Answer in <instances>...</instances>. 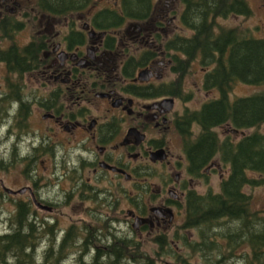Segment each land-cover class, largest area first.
Instances as JSON below:
<instances>
[{
    "label": "flooded vegetation",
    "instance_id": "1",
    "mask_svg": "<svg viewBox=\"0 0 264 264\" xmlns=\"http://www.w3.org/2000/svg\"><path fill=\"white\" fill-rule=\"evenodd\" d=\"M22 1L26 0H0V120L8 122L6 137H13L8 147L7 167L12 165L13 155H18L28 166L40 161L43 167L52 169V164H57V147L66 140L72 154L66 162L64 157L68 153L65 151L59 163L66 182L59 192L62 202L89 201L92 206L85 208V213L97 214L95 226L82 219L66 227V230L77 232L78 243L89 229L97 230L95 235L101 240L108 239L110 220H123L124 211L129 220L128 228L135 234L167 235L180 214L184 219L185 197L193 180L206 177L213 166L221 170L212 160L198 176L188 173L185 153L183 156L173 154L169 148L172 137L176 133L180 135L175 126L180 113L176 114L174 110V103L180 98L155 94L158 86L171 88L179 76L172 70L174 57H177L175 54L185 55L159 46L158 38L171 40L175 35L193 33L192 29L182 25L183 8L178 11L177 21L181 23L180 27L190 31L189 35L171 33L172 15H169L166 0L163 3L149 0L147 13L150 18L147 20L125 15V0H114L111 6L97 5L90 10L94 6L93 0L90 6L77 13L75 19L55 18L57 15L54 19L45 17L33 0L34 8L41 14L39 30L37 34L33 33V39L22 42L20 36L28 25L25 20L15 17ZM105 8L117 10L122 25L113 29L98 27L94 22L95 15ZM123 27L124 33L121 32ZM109 37L114 42L113 49ZM78 39H81L80 45L76 44ZM35 41L41 42L38 61L28 69L27 47ZM145 51L150 53L144 54ZM201 58L202 55H196L193 61H201ZM202 64L205 65L202 66V89L210 92L216 88H208L205 82L211 65ZM168 70L176 75V79L165 76ZM188 95L190 98L191 94ZM168 98L173 99L171 106ZM3 104H7L4 116ZM34 105L42 111V121L48 123L39 130V143L35 146L31 140L28 148L25 140L30 133L28 122ZM160 150L163 159L158 158ZM159 164L164 168L158 170ZM27 176L31 185L8 187L14 191L27 188L23 192L6 191L7 197H20L45 212L44 216L51 217L56 211V196L50 199L44 189L54 183L50 177L39 182L46 178L44 175H39L38 179H34L33 173ZM151 179H156L157 183ZM3 185L1 182L0 187ZM125 201L129 202L128 208L123 207ZM36 202L51 208L38 207ZM106 208L113 214L120 212L122 216L110 218ZM42 223H46L52 233H57V220ZM174 231L177 233V228ZM75 259L73 263L77 262Z\"/></svg>",
    "mask_w": 264,
    "mask_h": 264
},
{
    "label": "trees",
    "instance_id": "2",
    "mask_svg": "<svg viewBox=\"0 0 264 264\" xmlns=\"http://www.w3.org/2000/svg\"><path fill=\"white\" fill-rule=\"evenodd\" d=\"M181 1L184 6L180 16L182 25L192 29L193 33L189 36L175 35L171 40L158 38L159 46L171 48L175 53L185 56L175 54L177 57H174L172 70L179 76L172 82L171 88L158 86L155 94H169L181 98L182 74L187 72L196 55H202L201 62L211 65L205 79L207 87H216L219 97L204 102L198 109L185 108L177 116L175 126L183 140L182 146L190 175L198 176L215 158L220 163L228 164L229 171L221 179L218 192L211 189L203 193L193 189L187 191L185 214L180 228H195L198 230L199 239L189 240L185 235L179 237L182 245L192 255L200 253L208 257V262L211 258V264H224L227 255L236 248L235 245L246 241L250 247L248 254L252 255L249 264H263L264 217L252 210L251 196L244 188L248 185H259L264 180L250 175V172L264 175V133L257 130L264 123V90L233 99L229 94L237 81L264 84V38L251 37L238 27H220L218 31L215 30L216 17H226L229 14L249 15L251 7L246 0ZM91 3L93 0H36L42 13L60 17L78 13ZM148 6L149 0H125L124 13L128 17L147 20L150 18L147 13ZM94 20L103 29L117 28L123 23L117 10L108 8L97 12ZM108 39L110 48L113 49L114 42L111 37ZM80 42L81 39H78L76 44L80 45ZM40 46L41 42L35 41L27 47L28 69L37 63ZM130 62L133 63V60ZM183 99L188 100L189 95ZM194 124L199 127L196 136H193ZM222 125H229L236 130H254L237 140L229 135L221 138L215 128ZM14 163L15 155L12 164ZM38 220L35 208L28 202L22 199L16 202V211L10 217L11 230L0 234L1 262L12 258L16 264H61L67 256V250L77 243V262L73 264H157L155 258L144 252L141 242L133 236H118L109 231L108 241L100 244L98 242L101 238L95 235L97 230L90 229L81 243L77 241V232L70 229L66 230L57 245L52 238V245L45 250L43 258L37 260L39 236H43L45 232L56 236L46 223L43 224L46 225L44 229H40L39 225L43 221ZM233 221L240 224L231 231L225 233L216 230L223 222ZM218 236L226 238L225 246L217 241ZM153 241L158 246V250L154 252L157 256L164 254L168 246L171 247L166 235H156ZM210 254L213 257H209ZM180 260L192 264L186 257Z\"/></svg>",
    "mask_w": 264,
    "mask_h": 264
},
{
    "label": "rangeland",
    "instance_id": "3",
    "mask_svg": "<svg viewBox=\"0 0 264 264\" xmlns=\"http://www.w3.org/2000/svg\"><path fill=\"white\" fill-rule=\"evenodd\" d=\"M114 0H94V6L90 8V10L97 5L104 8L111 6ZM156 1V0H155ZM164 0H161V3H163ZM249 6L251 7V13L247 16L241 15V14H229L226 17H216V26L215 30L218 31V28L220 27H238L242 29L243 31L247 32L251 37L256 38H264V0H246ZM21 2V1H20ZM168 4V12L169 15H172V29L171 33H180L189 35L190 31L186 28L180 27L181 23L177 21V15L178 11H180L184 6L181 0H166ZM90 6V5H89ZM14 8V7H13ZM32 8V9H31ZM93 9L92 11H94ZM171 10H176L174 13H172ZM22 11H25V13L22 14ZM15 17L18 19H23L27 22L28 27L26 30L22 32V35L20 36V40L22 42L29 41L30 39H33L34 34H37V31L39 30V18L41 17L40 11L34 8V2L33 0H26L22 1L21 6H19V9L16 11ZM88 13H90L88 11ZM157 13V12H156ZM163 14V12H162ZM77 13H72L67 16L59 17L56 16L55 18L60 19H75V16ZM46 16L53 17L49 14H46ZM162 16V15H161ZM46 19V18H45ZM133 21V20H132ZM81 23V22H79ZM174 30V32H173ZM124 31V27L121 30V32ZM124 33V32H123ZM170 33V34H171ZM32 37V38H31ZM137 45V44H136ZM205 66L201 63V61H191L190 66L188 68V71L183 76L182 84L184 85V90H182L183 96H181L180 99H176L174 103V110L175 113H182L185 108L187 109H198L203 102L206 100H209L211 98H215L218 96V89L213 88L210 89L212 91L205 92L202 89V76H203V67ZM167 78L176 79V75L168 70V73L165 74ZM231 93L229 94V97L231 99L239 96H247L254 94L258 91L264 90V84H247L243 82H235L232 86ZM191 94L190 98L188 100H184L183 97L185 95ZM2 116H4V113L7 111V104H3L2 106ZM94 113V112H93ZM42 111H39L37 106L34 105L33 111H31V114L29 115V125L28 128L30 130L29 135H26V143L28 144V148L31 147L30 141H34V145L36 146L39 143V137L41 136L39 134V130L42 131V128L46 127L48 122L42 121L41 118ZM1 118V113H0ZM4 120V118H3ZM8 122L7 121H1L0 120V184L3 182V184L7 187H11L13 189L20 187L22 185H31V180L27 175H32L34 179H38L39 175H44L46 178L40 179L39 182H44L48 177L51 178L52 182L54 183L53 186H50L49 189H44L45 194L49 196L51 199L53 196H56L55 200H60L59 203L55 201L56 211L50 215H45V212H42L41 210L37 209L33 206L36 210V217L39 219L38 221H50L53 222L54 220H57V233L56 236L53 237L48 232H45L43 236H39L37 239V260H40L43 258L45 250L48 248L49 245H52L51 239L54 238L56 240V245L59 243L61 238L64 235V231L66 230V227L70 225L73 221L80 222L82 219L87 221V223H91L92 225H96V217L97 214L92 213L91 215H87L85 213V208L92 206V203L89 201L83 202V203H66L62 202V195L59 193L61 187L66 186V182H64L63 176L61 175V172L59 170V163L60 160L64 157L63 153L66 151L68 153V156H65L64 159L67 162L72 154V149L70 148V144L65 140L64 143L62 142V145L60 143L58 152L56 153L55 159L57 160V164L53 163L52 169L50 167L46 168L41 165L40 161H36L29 166L26 163H23L21 156L16 155V163L12 164L10 167H7L6 161L10 157L8 154V147L10 143L13 141V137L7 138V128ZM216 132L221 138H224L225 136L229 135L233 139L237 140L241 136L251 133L254 128H246L241 130H234L229 125H222L215 128ZM258 131H261L264 133V123H262L260 126L257 127ZM199 132V127L197 125L193 126V136H196V134ZM176 133V132H175ZM60 138V137H59ZM182 137L180 135H176L172 137V140L169 144V148L173 154H180L184 155L183 153V146H182ZM25 153V150L23 151ZM185 157V156H184ZM47 158V157H46ZM215 163H218L221 170L218 169L217 166H213L209 169V172L206 177H200L199 179H195L192 182L191 189L203 193L207 191L208 189H211L214 192H218L220 189V182L223 177H225L229 171L228 164L220 163L217 158L214 159ZM47 165H50L49 162H46ZM207 166V165H206ZM31 168H35L34 171H31ZM158 170L163 169L164 165L159 164L157 166ZM166 169V166H165ZM204 170V169H203ZM53 172V173H52ZM56 175V177H55ZM250 175L253 178L256 179H264V175L256 172H250ZM186 179H188V175L184 176ZM30 180V181H29ZM152 182L157 183L156 179H151ZM49 181L47 180V183ZM245 192L250 194L251 196V208L253 211H256L258 215L261 217H264V180L261 184L255 185V186H246L244 188ZM21 199L20 197H14L13 199H10L7 197L6 192L1 189L0 187V234L4 232H8L11 230V223H10V217L15 213L16 211V202ZM129 202L125 201L123 204L124 208L129 207ZM94 207V206H93ZM106 211L108 216L112 218V216L121 217L122 213H112V210L109 208H106ZM105 213V212H103ZM127 213V212H126ZM124 211L123 220H116L112 218L110 220L109 225V231L113 234H116L118 236H133L137 240L141 242V249L146 252L147 254L152 255L155 258V261H157V264H187L180 259H187V261H190L192 264H211V258L208 262V257L202 256L200 253H197L195 255H192L191 252L182 245V240H180V235H185L189 238V240H198V230L195 228L190 229H181L178 228L183 223V214L179 215L175 223L171 226V229L169 230L168 234L166 235L167 240L170 241L171 247L168 246L165 253L157 256L155 255V251L158 250L157 244L153 241L156 234L150 232V233H144V234H135L134 231H131L130 228H128L127 223H129V220L127 219ZM183 213V212H182ZM91 217H95L92 218ZM132 222V220H131ZM135 223V222H134ZM137 224V223H135ZM238 221L233 222H223L220 226L216 227L217 231L220 232H228L231 231V229L238 225ZM40 229L41 227L44 229L46 225H43V223H40ZM177 228V233H175V229ZM112 235L109 236V239H111ZM217 241L220 244H223V246L226 245V238L224 239L221 236L217 237ZM103 240V241H102ZM101 242H106L108 239H102ZM55 245V246H56ZM77 243L74 244V247L71 248L69 251L67 250V256L65 259L61 262V264H73V260L76 257V254L78 253L77 249ZM179 247H178V246ZM54 246V245H53ZM236 248L233 249L231 254L227 255V258H225L224 264H249L252 260V255L248 254L250 247L248 243L245 241L241 245H235ZM223 248V247H222ZM227 253V252H226ZM178 255V257H177ZM264 256V253L262 254ZM209 257H213L212 254L209 255ZM1 262V261H0ZM16 262V261H15ZM12 258H7L6 262H1L2 264H16ZM0 263V264H1ZM264 264V263H263Z\"/></svg>",
    "mask_w": 264,
    "mask_h": 264
},
{
    "label": "water",
    "instance_id": "4",
    "mask_svg": "<svg viewBox=\"0 0 264 264\" xmlns=\"http://www.w3.org/2000/svg\"><path fill=\"white\" fill-rule=\"evenodd\" d=\"M90 34H91V32H90ZM167 102L170 104V106H171V103H173V99H171V98H168L167 99ZM162 150H160V155H159V159H163V157H164V155H163V153L161 152ZM4 190L5 191H9V192H13V193H15V192H18V191H12V190H10L9 188H7V187H4ZM25 190V188H22V189H20L19 190V192H23ZM39 207H43V208H48V209H50V207H48V206H43V205H41V204H39V203H36Z\"/></svg>",
    "mask_w": 264,
    "mask_h": 264
}]
</instances>
